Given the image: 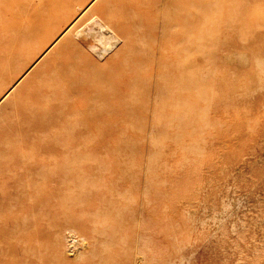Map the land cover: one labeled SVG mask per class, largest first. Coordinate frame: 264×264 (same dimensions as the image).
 Here are the masks:
<instances>
[{"label":"rangeland","instance_id":"1","mask_svg":"<svg viewBox=\"0 0 264 264\" xmlns=\"http://www.w3.org/2000/svg\"><path fill=\"white\" fill-rule=\"evenodd\" d=\"M74 1L0 0V30L45 26L6 60L0 122H12L15 94L25 92L23 84L40 74L41 64L60 57L56 48L72 26L88 30L99 0L83 7ZM147 1L164 15L183 0ZM191 3L192 13H205L193 23L205 28L204 53L193 51L183 76L172 77L161 62L138 91L125 81L124 110L111 114L118 112L117 119L104 114L72 139L69 152L29 159L59 175L44 186L42 210L32 203L2 209L0 264H264V0ZM124 42L106 51L87 45L91 67L107 68ZM82 53L71 54L80 59ZM170 82L179 89L168 91ZM85 104H63L62 120ZM62 120L20 149L35 148L43 136L54 140L55 130L71 125ZM100 129L107 138L97 136ZM59 136L67 145L68 132ZM11 160V154L0 158V185L11 168L23 171L20 163L8 168ZM22 209L38 215L24 220Z\"/></svg>","mask_w":264,"mask_h":264},{"label":"bare ground","instance_id":"2","mask_svg":"<svg viewBox=\"0 0 264 264\" xmlns=\"http://www.w3.org/2000/svg\"><path fill=\"white\" fill-rule=\"evenodd\" d=\"M86 2L87 0H75L73 4L83 7ZM190 3L191 0H183L181 6L173 7L169 13L160 15L158 9H149L147 0H99L91 10L96 16H93L90 23V20L87 21L86 32L89 31L90 37L85 30H76L78 25L72 26V33L64 38L61 47L56 48L60 57L49 58V66L47 62L41 64L40 69L35 70L40 74H33L32 78L23 84L21 91L25 92L15 94L12 122H0V158L11 154L13 160L6 163L8 168L18 163L23 165V171L14 168H11L14 171L8 170V182L4 181L0 185V213L8 205L19 209L32 203L34 207L43 209L48 201L44 186L48 184L47 180L59 175V170L48 171L44 163L29 159L54 150L69 152L73 146L72 139L93 127L104 114H110L117 119L118 112L111 114L119 110L122 112V108L124 110L125 93L122 84H125L126 89L125 81L131 83L134 91H138L147 82L150 74L159 72L156 65L161 62L168 64L171 70L168 74L172 77L179 73L183 76V71L189 67L193 58V51L204 53L205 28L194 29L193 23L196 15L205 13H192L194 3ZM147 16L150 19L145 21ZM202 21L204 22L205 18ZM44 29V25L32 23L25 27L12 24L0 30V61H5L2 65L0 63V75L8 63L6 60L22 53L23 48L32 43L36 35ZM75 34L79 35L77 39H74ZM119 41L127 42L122 45L125 48L113 54L107 68L91 67L93 54L84 50L87 45L99 48L102 45L106 51L118 46L116 44ZM80 50H83V57L80 59L71 54ZM148 60L149 63L145 64ZM29 81L32 84H29ZM164 87L168 91H177L180 86L170 82L165 83ZM79 99L86 104L82 108L69 111L75 115L71 119L65 118L64 115L63 120L71 125L62 130H55L52 133L54 140L43 136L35 148L20 149L30 140L34 141L40 131L48 132L51 125L62 120V112H59L58 108ZM65 131L69 137L67 145L58 140L60 138L61 141L59 135ZM97 136L105 139L108 134L100 129ZM82 151L94 152L90 147ZM43 162L47 163L45 160ZM65 167L73 169L75 164ZM20 179L22 182H17ZM20 215L24 220H28L38 213L22 209ZM78 218L82 219L84 216L81 214Z\"/></svg>","mask_w":264,"mask_h":264}]
</instances>
